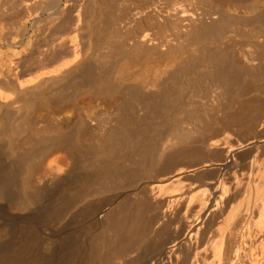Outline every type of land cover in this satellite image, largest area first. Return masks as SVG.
I'll use <instances>...</instances> for the list:
<instances>
[{"label": "bare ground", "instance_id": "6f19581e", "mask_svg": "<svg viewBox=\"0 0 264 264\" xmlns=\"http://www.w3.org/2000/svg\"><path fill=\"white\" fill-rule=\"evenodd\" d=\"M91 2L102 15L112 9L99 0ZM168 5L165 12L154 2L135 12L125 11L121 16L125 30L118 38L106 32L107 23L97 28L89 24L84 50L77 14L72 30L54 29L35 47V54L28 55L39 64L35 74L0 80L2 112L13 109L19 113L37 98L63 92L86 93L83 103L59 114L67 123L51 128L36 154L6 166L0 176V193L15 183L17 204H26L36 198L38 188L45 191V185H52L66 195L59 201L62 205L92 187L116 188L118 182L139 174H172L166 177L171 179L222 174L227 167L233 181L230 191L221 185L219 194L215 181H201V189L192 183L141 188L145 207L165 204L174 212L180 207L185 212L198 207L191 221H181L182 226L188 223L182 237L173 240L163 257L152 264H264V196L252 182L258 195L254 205L249 204L245 196L249 183L238 177L264 147V95L251 94L264 66V9L245 20L249 28L242 33L241 22L229 21L217 7L197 12L194 4L191 8ZM64 12L58 8L48 23ZM241 44L239 60L234 49ZM238 87L245 91L244 97L234 93ZM234 100L237 105L231 109ZM77 119L80 126L68 130ZM6 124L4 114L0 128ZM43 134H30L26 143L38 145L35 138H44ZM10 140L18 143L15 137ZM82 159L92 166L75 175ZM89 208H85V216L93 214ZM135 211L134 204L125 199L96 211L101 242L88 250V257L119 258L122 248L116 243L127 235L133 240L130 243L126 238L124 248L143 241L137 242L136 231L142 222L148 227L152 220ZM162 215L169 222L175 217L168 210ZM156 231L153 241H161V231ZM181 251L185 256L180 261L177 255ZM20 257L19 251L12 256L13 260Z\"/></svg>", "mask_w": 264, "mask_h": 264}, {"label": "rangeland", "instance_id": "374dc122", "mask_svg": "<svg viewBox=\"0 0 264 264\" xmlns=\"http://www.w3.org/2000/svg\"><path fill=\"white\" fill-rule=\"evenodd\" d=\"M99 2L103 5H110L111 11L102 15L99 7L95 6L91 0H0V80L6 82L15 77L25 79L35 74L39 70L36 69L39 64H36L37 61L29 59L28 55L33 56L35 47L55 30H65L66 28L67 31L72 30L70 28H73V24L77 21V14L80 44L84 50L89 24L97 28L102 23H107L106 32L110 36L113 35V38H118L125 30V20L121 19L123 13L129 9L135 12L138 7H145L153 2L157 5L158 10L164 7L162 12L167 10L165 6H169L170 2L176 3L175 6L179 4L185 8H191L194 4L197 12H203L205 8L217 7L218 11L221 10L220 12L229 18V21L239 20L241 22L239 29L240 31L243 29L242 33L245 30L247 32L249 28L246 27L245 20L264 9V0H99ZM179 5L178 7H180ZM58 8H64L65 12L56 21L49 24L48 22L55 18ZM63 21H68L69 23H66L68 26ZM129 25L130 23L127 26ZM242 47H244L243 44L235 47L234 55L236 57ZM23 50L26 52L23 53ZM259 73L258 87L254 88L251 94L264 95V66ZM244 79L245 77L242 82ZM234 93L239 98L245 95L242 87L235 89ZM85 97L86 93L83 90L78 93L63 92L60 95L37 98L19 113L13 109L5 112L0 111V116L5 114L7 118L6 126L0 128V176L7 165H15L22 157L36 154L38 148L51 133L50 129L57 124L65 125L67 123V120L59 117V114L69 107L83 103ZM236 105V100L231 102V109ZM42 115L43 117H41ZM80 123L81 120L77 119L67 129H77ZM261 130H264V126L261 127ZM36 132H42L45 136L43 138L38 135L35 138L38 145L31 147L29 143H26L27 138ZM10 136L15 137L18 143L13 144ZM86 138L83 139L89 143L90 140ZM19 145L22 146L19 147ZM258 154L260 156L244 170L243 174H238L240 176L236 174L249 183L250 188H247L245 196L250 199L249 201L247 198L251 205L258 195V192L251 186L252 182L258 185L261 197L264 196V147ZM216 157L219 159V156ZM250 158L251 155L248 159ZM91 166L88 161L79 160L75 175L88 172ZM222 167L221 165L220 168ZM171 175L139 174L118 182L116 188L110 186L105 190H98L92 187L84 195L69 198L62 205H59V201L66 195L58 193L52 185H45L47 188L45 191L38 188L39 194L32 201L27 200L26 204H17V187L15 183L10 184L4 193H0V264H152L158 261L163 257L166 248L173 243V240L180 239L186 232L188 223L185 222V225L182 226L181 221L183 222L187 218H189L188 221H191L196 215L198 207H193L187 212L182 207L174 212V210H169L165 204L164 206L158 205L156 208L154 207L155 203L153 206L145 207L144 201L140 198L141 188L156 184H162L165 188H170L172 185L182 187L192 183L197 185V189H201L203 188L201 181H215L216 189H214L219 194L221 185L230 191L233 181V174L227 167L222 169V174L210 172L166 179ZM40 185L44 186V183ZM121 199L127 200L129 204H134L137 211L135 214L146 213V217L152 220L148 227L144 226L143 222L142 225L138 224L139 221L136 222V226L138 224L139 228L137 229L138 226L134 228V230L137 229L135 238L137 242L139 239L143 241H139L136 245L130 244L133 240L132 235H130L131 238L127 235L122 241L123 243H116L122 248V255L119 258L112 255L102 258L88 257V250L92 247L97 248L101 242V226L99 214L96 211L108 208L110 204L115 205ZM59 206L60 208H58ZM159 207H161L160 210ZM85 208L90 210L93 208V214L85 216L83 213ZM164 209L168 210V214L172 218L175 216L172 221L169 222L162 218ZM256 211L257 204L254 206L255 214ZM174 213L175 215H173ZM167 222H169L168 227L164 226V223ZM155 230H157L156 232L161 231V237H159L161 241L159 239L153 241V231ZM126 238L128 242L130 241V245L128 244L129 246L124 248L122 244ZM107 239L114 243L112 236H108ZM18 251L21 252V257L18 260H13L14 252ZM181 252L177 255L180 261L185 256V253Z\"/></svg>", "mask_w": 264, "mask_h": 264}]
</instances>
